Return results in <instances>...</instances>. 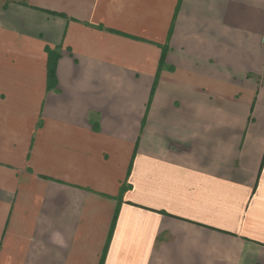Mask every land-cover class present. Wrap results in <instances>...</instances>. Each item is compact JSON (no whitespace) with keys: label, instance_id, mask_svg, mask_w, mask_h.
I'll list each match as a JSON object with an SVG mask.
<instances>
[{"label":"crops","instance_id":"crops-1","mask_svg":"<svg viewBox=\"0 0 264 264\" xmlns=\"http://www.w3.org/2000/svg\"><path fill=\"white\" fill-rule=\"evenodd\" d=\"M0 264H264V0H0Z\"/></svg>","mask_w":264,"mask_h":264},{"label":"trees","instance_id":"trees-1","mask_svg":"<svg viewBox=\"0 0 264 264\" xmlns=\"http://www.w3.org/2000/svg\"><path fill=\"white\" fill-rule=\"evenodd\" d=\"M57 59H58V56L55 54H51L49 57L48 81H49V84L51 85V86H49V88H53V86L55 84Z\"/></svg>","mask_w":264,"mask_h":264}]
</instances>
